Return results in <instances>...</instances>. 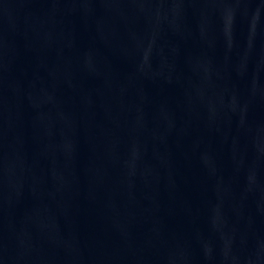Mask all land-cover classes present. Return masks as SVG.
I'll use <instances>...</instances> for the list:
<instances>
[{"label": "water", "instance_id": "95a60500", "mask_svg": "<svg viewBox=\"0 0 264 264\" xmlns=\"http://www.w3.org/2000/svg\"><path fill=\"white\" fill-rule=\"evenodd\" d=\"M0 264H264V0H0Z\"/></svg>", "mask_w": 264, "mask_h": 264}]
</instances>
